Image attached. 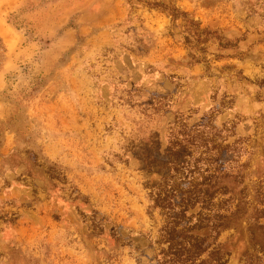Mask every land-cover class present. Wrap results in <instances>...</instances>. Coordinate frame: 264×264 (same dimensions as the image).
Returning <instances> with one entry per match:
<instances>
[{
    "label": "rangeland",
    "instance_id": "obj_1",
    "mask_svg": "<svg viewBox=\"0 0 264 264\" xmlns=\"http://www.w3.org/2000/svg\"><path fill=\"white\" fill-rule=\"evenodd\" d=\"M212 170L264 180V0H0V264H157Z\"/></svg>",
    "mask_w": 264,
    "mask_h": 264
},
{
    "label": "trees",
    "instance_id": "obj_2",
    "mask_svg": "<svg viewBox=\"0 0 264 264\" xmlns=\"http://www.w3.org/2000/svg\"><path fill=\"white\" fill-rule=\"evenodd\" d=\"M220 178L226 183H218ZM244 178L241 174L208 171L203 179L204 188L183 192L179 205L168 202L165 190L155 194V205L165 211L159 239L165 247L156 254L157 264H227L230 254L218 237L220 232L235 228L244 232L250 242V248L242 254L244 263L264 264V245L259 242L264 234V222H261L264 221V180L248 186ZM197 204H200L199 218L180 234L179 226L186 220V211Z\"/></svg>",
    "mask_w": 264,
    "mask_h": 264
}]
</instances>
